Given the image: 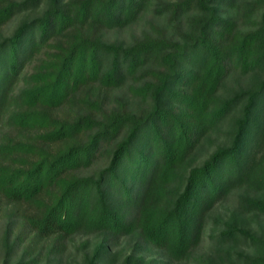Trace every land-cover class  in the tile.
Here are the masks:
<instances>
[{
	"label": "trees",
	"instance_id": "obj_1",
	"mask_svg": "<svg viewBox=\"0 0 264 264\" xmlns=\"http://www.w3.org/2000/svg\"><path fill=\"white\" fill-rule=\"evenodd\" d=\"M192 261L264 264V0H0V264Z\"/></svg>",
	"mask_w": 264,
	"mask_h": 264
},
{
	"label": "rangeland",
	"instance_id": "obj_2",
	"mask_svg": "<svg viewBox=\"0 0 264 264\" xmlns=\"http://www.w3.org/2000/svg\"><path fill=\"white\" fill-rule=\"evenodd\" d=\"M14 25H11L10 27H7V30L8 29H12V27H13ZM231 200V199H230ZM231 203H232V201H230ZM224 212H225V210L223 209V207H217V209L215 210V212H214V214H213V216H215L216 214H221V215H224ZM254 225V224H253ZM76 240H77V238H76ZM78 241V240H77ZM211 243V240H210V238H209V235H206V237H205V240H204V242H203V244H202V246H201V249L199 250L200 251V253H203L204 255L206 254V253H208V252H210L211 251V248H212V244H210ZM240 248H246V244H245V241H241L240 242ZM74 246V244L72 243V247ZM72 251H73V249H72ZM74 257V256H73ZM73 260L75 261H78V258H73ZM194 261H192L191 263H189V264H199L198 262H196V263H193ZM240 262H236L235 264H239ZM231 264V263H230Z\"/></svg>",
	"mask_w": 264,
	"mask_h": 264
}]
</instances>
